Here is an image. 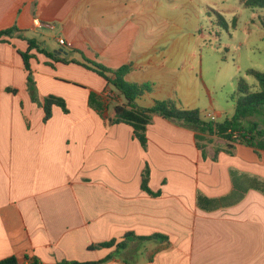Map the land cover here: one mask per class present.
I'll return each instance as SVG.
<instances>
[{
  "label": "crops",
  "instance_id": "crops-1",
  "mask_svg": "<svg viewBox=\"0 0 264 264\" xmlns=\"http://www.w3.org/2000/svg\"><path fill=\"white\" fill-rule=\"evenodd\" d=\"M180 2L196 10V0H0V31H21L0 37V260L96 261L115 250L91 245L131 232L167 238L132 240L104 264H264V150L228 152L214 136L204 158L195 131L158 115L145 149L132 126L89 104L91 91L109 93L113 117L124 98L84 59L131 64L128 82L153 85L139 106L168 98L204 119L233 116L235 101L218 108L201 88L204 59L181 43ZM29 39L69 61L32 51L39 100L62 97L69 110L54 106L47 122L28 91ZM147 166L155 195L142 189Z\"/></svg>",
  "mask_w": 264,
  "mask_h": 264
},
{
  "label": "trees",
  "instance_id": "trees-1",
  "mask_svg": "<svg viewBox=\"0 0 264 264\" xmlns=\"http://www.w3.org/2000/svg\"><path fill=\"white\" fill-rule=\"evenodd\" d=\"M247 7L252 9L263 8L264 0H245ZM21 32L17 27L0 31V37H12L14 33ZM28 50L21 52L26 70L28 71V91L31 99L45 112L44 121L47 122L53 115V107L59 106L65 113H68V107L65 99L55 95L47 96L43 102L39 100L37 84L34 78V72L30 60L33 57L32 51L37 50L40 53L52 58L56 62L68 63L67 59H59L53 53L41 49L35 39L28 40ZM76 63L75 61H72ZM84 66L101 77L108 85L114 88L120 96L124 98V103H116L113 107L114 116L108 115L111 96L108 94H98L90 92L89 104L109 125L125 123L133 127L135 137L146 149L148 146L147 129L152 123L155 115L168 119L182 127L196 132L197 145L202 151L204 158L207 157L206 146L212 142V137L217 136L226 139L228 147L226 151L230 152L234 144H245L254 147L256 150H264V72L250 69L247 75L255 77L258 81L259 88L252 91V87L241 77L238 80V92L240 96L235 101V112L232 117L222 122H212L202 117L198 109H185L173 99H157L151 107L139 106L137 100L144 94L153 90L151 83H132L126 80V76L132 70L131 64H125L117 69L109 68L101 63L84 59L83 62L77 63ZM217 159V155L214 157ZM150 169L147 166L142 175V189L149 194L155 195L149 188ZM158 238H167L163 235L155 234L152 236H137L134 233H127L119 241L113 239L107 242L93 244L91 250L114 248V252L109 253L106 257L96 261H76L63 260L56 264H104L115 257V254L125 250L132 240L149 241ZM0 264H43L38 258H33L28 263H21L17 257L12 256L0 260Z\"/></svg>",
  "mask_w": 264,
  "mask_h": 264
},
{
  "label": "rangeland",
  "instance_id": "rangeland-1",
  "mask_svg": "<svg viewBox=\"0 0 264 264\" xmlns=\"http://www.w3.org/2000/svg\"><path fill=\"white\" fill-rule=\"evenodd\" d=\"M195 8L179 4L181 43L204 59L202 90L215 93L218 108L232 105L240 96L239 78L259 88L247 71L264 72V9L247 7L245 0H196Z\"/></svg>",
  "mask_w": 264,
  "mask_h": 264
},
{
  "label": "built area",
  "instance_id": "built-area-1",
  "mask_svg": "<svg viewBox=\"0 0 264 264\" xmlns=\"http://www.w3.org/2000/svg\"><path fill=\"white\" fill-rule=\"evenodd\" d=\"M59 42H60L61 45L65 44V41L63 39H60ZM205 118H206V120H209V121H212V122H218L217 115H215V113H212V112H208L205 115Z\"/></svg>",
  "mask_w": 264,
  "mask_h": 264
},
{
  "label": "water",
  "instance_id": "water-1",
  "mask_svg": "<svg viewBox=\"0 0 264 264\" xmlns=\"http://www.w3.org/2000/svg\"><path fill=\"white\" fill-rule=\"evenodd\" d=\"M260 129H262V128H264V126L263 125H260V127H259Z\"/></svg>",
  "mask_w": 264,
  "mask_h": 264
}]
</instances>
